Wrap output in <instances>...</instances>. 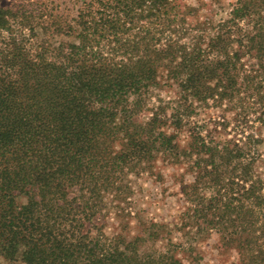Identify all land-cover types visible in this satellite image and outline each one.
<instances>
[{"label": "trees", "instance_id": "16d2710c", "mask_svg": "<svg viewBox=\"0 0 264 264\" xmlns=\"http://www.w3.org/2000/svg\"><path fill=\"white\" fill-rule=\"evenodd\" d=\"M78 1L0 0V256L181 264L169 237L141 252L166 225L130 235L125 208L132 178L171 168L185 236L264 264V0L215 24L199 14L212 0Z\"/></svg>", "mask_w": 264, "mask_h": 264}, {"label": "rangeland", "instance_id": "374dc122", "mask_svg": "<svg viewBox=\"0 0 264 264\" xmlns=\"http://www.w3.org/2000/svg\"><path fill=\"white\" fill-rule=\"evenodd\" d=\"M7 1V0H6ZM9 1V0H8ZM205 1V0H203ZM63 6L72 8L78 5V0H56ZM187 4L195 6L198 0H186ZM235 0H212L211 8H200L199 14L203 18H210L213 24L218 20L224 19ZM209 16V17H208ZM58 39L67 40L66 37ZM159 94L163 98L171 96V93L161 89ZM206 115L215 116L219 113L218 109H208ZM264 148V142L262 144ZM179 173L181 171L166 168L163 170V178L160 181H154L151 177L132 178L133 194L129 197V203L125 206L131 213H136L129 218V234L134 235L135 220L163 223L166 225L168 234L164 239L160 238L155 245H151L150 241L142 244L140 251H150L153 248L165 249L169 247L166 238H170L175 257L180 259L181 264H231L237 254L233 248H217V238L214 232L205 235H191L189 238L185 236L187 231L186 226L181 228L179 219L180 213L183 210L184 201L179 191ZM185 179H189L188 175H184ZM107 219V224L104 228V233L111 236L113 232L119 229L117 219L113 215V208ZM192 237V238H191ZM191 244V248L188 246ZM178 244H180L178 246ZM0 264H22L20 261L9 260L0 256Z\"/></svg>", "mask_w": 264, "mask_h": 264}]
</instances>
